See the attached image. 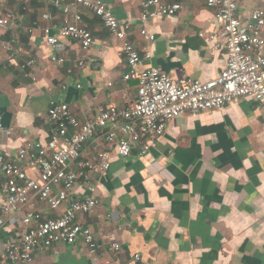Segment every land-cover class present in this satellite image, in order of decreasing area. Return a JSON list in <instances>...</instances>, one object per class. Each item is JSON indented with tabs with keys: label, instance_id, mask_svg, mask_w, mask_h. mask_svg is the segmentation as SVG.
Returning a JSON list of instances; mask_svg holds the SVG:
<instances>
[{
	"label": "crops",
	"instance_id": "obj_1",
	"mask_svg": "<svg viewBox=\"0 0 264 264\" xmlns=\"http://www.w3.org/2000/svg\"><path fill=\"white\" fill-rule=\"evenodd\" d=\"M54 1L0 0V9L14 11L19 19L16 29H0V154L22 166L18 149L27 141L46 143L52 133L47 116L51 101L68 104L86 121L137 100V83L123 79L128 69L122 42L90 12L85 13V24L95 42L85 68L68 76L65 68L52 63L55 52L43 29L54 25L51 33L56 35L63 21ZM105 1L121 22L132 25L129 40L139 50L152 52L143 68L158 69L175 80L201 81L217 78L225 68L224 51L210 48L208 34L201 37L214 31L216 10L207 0H165L184 8L146 25L156 36L153 43L140 34L142 0ZM238 5L243 19L264 10V0H238ZM43 13L53 14L55 21H44ZM67 45L68 56L78 59L79 44ZM29 60L35 65L22 70ZM106 148L112 156L110 170L94 173L91 181L100 205L77 219L92 229L97 254L82 242L55 245L37 252L36 264H264V107L242 98L220 110L183 114L168 124L146 156L136 150L123 159ZM93 149L91 143L86 145L84 156ZM4 181L0 167V212ZM85 191L86 185L78 186L70 200ZM66 208L50 212L44 204L37 205L51 218ZM23 216L21 211L5 218L0 264H10L5 248L7 241L20 236ZM113 243L120 244V251Z\"/></svg>",
	"mask_w": 264,
	"mask_h": 264
},
{
	"label": "built area",
	"instance_id": "obj_2",
	"mask_svg": "<svg viewBox=\"0 0 264 264\" xmlns=\"http://www.w3.org/2000/svg\"><path fill=\"white\" fill-rule=\"evenodd\" d=\"M207 4L216 10L214 31L201 33V37L208 34L210 48L224 51L227 61L217 78L201 81L175 80L158 69L143 68L145 62L151 60L152 52L139 50L129 40L132 25L121 22L105 0L53 2L62 13L63 21L56 35L51 33L52 28H56L54 25L43 29L46 43L55 52L50 59L52 63L65 68L68 76L85 68L95 42L85 24V13L90 12L122 42L121 53L128 69L123 79L137 83V100L124 109L102 110L86 121L78 119L68 104L53 100L47 114L48 122L54 126L52 133L46 143L27 141L18 149V160L24 166L0 154V167L5 175L1 185L4 202L0 229L5 226L8 215L24 212L20 236L7 241L5 248L10 264H36L37 252L79 242L91 254H97L99 247L92 229L77 219L79 215L93 214L100 205L91 181L94 173L105 174L110 170L112 156L106 146L123 159L136 150L140 156H146L164 137L168 124L183 114L220 110L242 98L252 99L264 107V10L257 9L243 19L238 14V0H207ZM183 8L176 1L142 0L140 34L144 41L153 43L156 40L155 34L146 28L147 24L174 17ZM42 19L55 21L51 13H43ZM18 25L14 11L0 9V29H16ZM32 32L33 29H29V33ZM67 41L79 44L81 55L78 59L68 56ZM34 65L35 61L29 60L20 68L26 70ZM61 87L66 90L68 83ZM89 143L94 149L84 156ZM80 185H86L85 193L70 200ZM38 203L44 204L50 212L67 208L61 215L51 218L37 210ZM112 248L120 251L121 246L113 243Z\"/></svg>",
	"mask_w": 264,
	"mask_h": 264
}]
</instances>
